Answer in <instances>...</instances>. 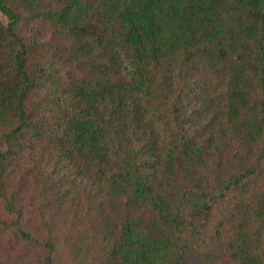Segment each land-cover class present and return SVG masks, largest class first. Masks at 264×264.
<instances>
[{
  "label": "trees",
  "instance_id": "trees-1",
  "mask_svg": "<svg viewBox=\"0 0 264 264\" xmlns=\"http://www.w3.org/2000/svg\"><path fill=\"white\" fill-rule=\"evenodd\" d=\"M0 16V264H264V0Z\"/></svg>",
  "mask_w": 264,
  "mask_h": 264
},
{
  "label": "rangeland",
  "instance_id": "rangeland-1",
  "mask_svg": "<svg viewBox=\"0 0 264 264\" xmlns=\"http://www.w3.org/2000/svg\"><path fill=\"white\" fill-rule=\"evenodd\" d=\"M0 19L3 21L4 19L0 16Z\"/></svg>",
  "mask_w": 264,
  "mask_h": 264
}]
</instances>
